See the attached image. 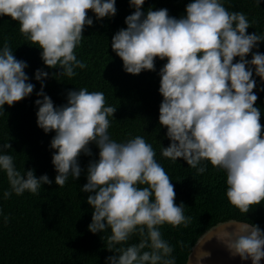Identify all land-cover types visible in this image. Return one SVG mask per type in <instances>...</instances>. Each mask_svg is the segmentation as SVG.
<instances>
[{
	"label": "clouds",
	"instance_id": "1",
	"mask_svg": "<svg viewBox=\"0 0 264 264\" xmlns=\"http://www.w3.org/2000/svg\"><path fill=\"white\" fill-rule=\"evenodd\" d=\"M129 4L135 11L126 17V28L113 35L111 49L131 75L156 71V59L167 61L158 73L163 98L159 124L170 144L162 146L161 155L184 160L197 175L207 170L205 161L223 170L229 203L248 214L264 201V125L253 78L255 74L264 83V53L253 51L264 42V34H249L247 16L230 12L221 0H191L180 18L166 8L145 13V0ZM115 5L116 0H0V17L18 22L24 38L41 50L45 67L61 70L53 77L72 78L76 69L87 67L75 49L85 27L93 26L88 12L96 20L111 18ZM27 67L5 41L0 48V114L5 105L12 107L34 92ZM48 77L42 69L34 74L41 82L35 105L37 126L45 134L55 133L50 142L55 184L63 187L70 175L78 180L81 154L92 156L91 144L99 150L98 160L87 166L81 191L89 194L92 209L88 230H111L107 250L113 255L106 264H175L174 249L160 228L187 227L191 218L185 216L183 203H175V186L155 159L153 146L141 136L126 142L110 137L109 117L114 118L117 108L106 106L101 91L69 90L67 102L55 106L44 92ZM7 149L10 143L0 146V153ZM0 170L10 185L4 199L26 191L38 194L42 185L52 184L47 174L37 178L33 169L22 174L9 154H0ZM133 236L139 242L128 244ZM215 238L233 258L251 264L264 260V230L259 225L229 221Z\"/></svg>",
	"mask_w": 264,
	"mask_h": 264
},
{
	"label": "trees",
	"instance_id": "2",
	"mask_svg": "<svg viewBox=\"0 0 264 264\" xmlns=\"http://www.w3.org/2000/svg\"><path fill=\"white\" fill-rule=\"evenodd\" d=\"M191 0H145L142 11L149 8L168 9L169 15L184 16L187 3ZM230 12L244 13L250 23L248 33L264 34V0H221ZM117 12L114 17L96 20L91 27H85L80 46L75 49L77 59L86 62L87 67L76 69L72 78L53 77L59 68L49 69L41 60V50L32 45L19 31L18 22L10 17H0V48L5 41L10 45L17 59L27 62L25 69L30 83L35 85L34 92L12 107L5 105L0 114V146L11 144L0 154H9L14 165L22 174L33 169L39 178L47 174L51 185H42L38 194L15 193L4 199L3 193L10 190L7 175L0 170V264H106V258L113 253L107 250L111 230L93 234L88 230L92 209L87 204L88 193L81 191L87 182V166L91 160H98L99 150L95 144L90 148L92 156L81 154L79 164L81 176L74 180L71 175L63 187L55 184L57 175L51 162L53 150L50 142L54 132L45 134L37 126L38 111L35 100L41 89V82L34 78L37 69L49 73L43 81L44 92L51 97L55 106L67 102L69 90L87 88L89 91H101L106 98V106L117 111L109 117L110 137L116 142H126L136 136L143 137L153 146L155 159L165 169L175 186V203L185 205L184 214L191 218L187 227L163 225L160 228L163 239L173 247L175 264H186L189 254L199 237L214 225L236 219L259 225L264 230V201L252 206L248 214L241 213L232 206L226 196V173L203 162L206 171L197 175L196 169L179 159L172 161L161 155L162 146L170 141L166 129L159 124V106L162 96L159 94V70L167 61L156 59V71H142L139 75L127 74L123 62L111 49V39L120 29L126 28L125 19L135 9L129 0H116ZM264 53V42L253 51ZM237 60L239 58H236ZM247 59H251L249 55ZM254 89L259 99L256 106L261 110V124L264 125V83L259 77ZM145 187V186H141ZM5 217H8L5 222ZM139 242L133 236L127 243Z\"/></svg>",
	"mask_w": 264,
	"mask_h": 264
},
{
	"label": "water",
	"instance_id": "3",
	"mask_svg": "<svg viewBox=\"0 0 264 264\" xmlns=\"http://www.w3.org/2000/svg\"><path fill=\"white\" fill-rule=\"evenodd\" d=\"M246 221L229 219L220 222L204 232L194 244L186 264H251V261H241L239 257H231L223 244L217 241L215 236L221 231L227 230L229 221ZM206 253L209 255L206 256ZM260 264H264L261 260Z\"/></svg>",
	"mask_w": 264,
	"mask_h": 264
}]
</instances>
